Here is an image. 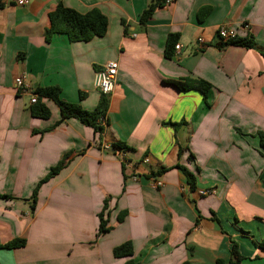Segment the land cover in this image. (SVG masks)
Segmentation results:
<instances>
[{
    "label": "crops",
    "instance_id": "obj_1",
    "mask_svg": "<svg viewBox=\"0 0 264 264\" xmlns=\"http://www.w3.org/2000/svg\"><path fill=\"white\" fill-rule=\"evenodd\" d=\"M151 1L0 3V264H215L229 260L232 242L239 264H264V0H173L141 22ZM59 3L97 9L106 33L46 40ZM221 26L252 47L220 42ZM109 61L118 70L100 135L61 120L48 99L50 116H32L30 96L15 88L16 77L32 94L58 87L92 111L94 74ZM182 80L210 88L204 97L170 83ZM57 165L31 213L35 186ZM104 203L111 229L97 236ZM14 239L25 245L2 248ZM126 242L132 255L115 258Z\"/></svg>",
    "mask_w": 264,
    "mask_h": 264
},
{
    "label": "trees",
    "instance_id": "obj_2",
    "mask_svg": "<svg viewBox=\"0 0 264 264\" xmlns=\"http://www.w3.org/2000/svg\"><path fill=\"white\" fill-rule=\"evenodd\" d=\"M163 0H152L148 7L143 11L140 16V21L145 22L155 11V9L161 7ZM49 28L45 30V39L48 40L54 34H64L66 35L69 41H88L93 37H101L106 33L107 30V18L100 13L97 9H92L87 13L81 14L73 9H69L61 5L60 3L56 6L55 10L49 14ZM172 38H169L166 44L165 56L171 57L168 49L170 48V43ZM235 44L242 46L244 48H251L253 43L248 40H238L233 39L229 42H226L225 45ZM264 58V53L261 54ZM175 88L179 91H188V90H198L201 92L204 97L206 96L210 85L204 81H193V80H182V81H173L170 82ZM34 94L37 96L36 102L31 104L30 112L34 117L41 119H47L50 116L49 109L41 102L42 99H48L52 101L58 108L61 120L74 118L77 119L82 125L90 127L94 133L101 134L103 131V119L106 115L108 101L107 96L101 95L99 101L92 111L83 110L78 104L68 103L61 99V91L58 87H45V88H36ZM82 97V95H81ZM163 125H168L170 127H176V125L167 123ZM261 145H264L261 141ZM119 146V145H117ZM122 147V146H119ZM60 165H57L47 173V175L41 179L35 186L30 202L31 213L35 207L36 195L39 187L45 183L49 178L55 175L60 170ZM186 177L187 183L191 189L194 188L195 179L194 176L189 173L186 169L181 168ZM107 207L106 203L103 205L102 211L98 215L99 225L97 229V236H100L108 232L111 227L107 225V214H105ZM122 216L117 218L118 222L122 221ZM25 245V240L23 239H14L2 248L5 249H18L22 248ZM260 248L264 249V238L258 245ZM112 254L115 258L128 257L132 255V247L129 242L123 243L115 247L112 251ZM242 257L239 255L238 248L235 242H232L230 249V258L227 262L223 260H216L215 264H239ZM132 264V263H128Z\"/></svg>",
    "mask_w": 264,
    "mask_h": 264
},
{
    "label": "built area",
    "instance_id": "obj_3",
    "mask_svg": "<svg viewBox=\"0 0 264 264\" xmlns=\"http://www.w3.org/2000/svg\"><path fill=\"white\" fill-rule=\"evenodd\" d=\"M173 0H163L165 5H169L172 3ZM28 0H0L1 4H11L16 7H23L27 4ZM245 29L247 28L246 25L243 26ZM217 36L219 41L222 43L229 42L236 38V34L234 30L227 29L224 26H221L217 29ZM197 44L202 43L201 38H197ZM179 45L175 46V50L179 49ZM118 65L115 61H109L103 65V68L100 71L95 72L93 77V86L99 91L101 95L108 96L116 83V76H117ZM14 84L16 90L23 95L28 94L30 96V103L34 104L36 102L37 96L29 92V87L24 83L22 77H16L14 79ZM143 164H148L149 159L147 157L142 159ZM163 183L159 180H153L152 186L155 188L162 187ZM212 190H201L198 192L199 196H206L212 194Z\"/></svg>",
    "mask_w": 264,
    "mask_h": 264
}]
</instances>
